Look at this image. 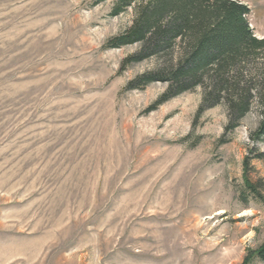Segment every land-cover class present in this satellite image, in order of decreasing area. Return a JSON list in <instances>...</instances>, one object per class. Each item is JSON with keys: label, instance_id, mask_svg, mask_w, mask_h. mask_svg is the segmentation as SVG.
Returning a JSON list of instances; mask_svg holds the SVG:
<instances>
[{"label": "rangeland", "instance_id": "rangeland-1", "mask_svg": "<svg viewBox=\"0 0 264 264\" xmlns=\"http://www.w3.org/2000/svg\"><path fill=\"white\" fill-rule=\"evenodd\" d=\"M240 1L263 38L264 0ZM116 2L0 0V264H242L264 242L257 103L234 129L201 86L151 110L167 84L131 83L160 60L110 46L134 18Z\"/></svg>", "mask_w": 264, "mask_h": 264}, {"label": "trees", "instance_id": "trees-1", "mask_svg": "<svg viewBox=\"0 0 264 264\" xmlns=\"http://www.w3.org/2000/svg\"><path fill=\"white\" fill-rule=\"evenodd\" d=\"M131 6L132 24L109 43L112 48L139 45L128 59L132 62L160 60L158 69L131 83L135 88L167 84L151 110L201 86V110L225 103L227 129H234L256 102L260 121L251 137L264 139V37H256L250 27L249 5L240 0H117L112 14ZM255 259L264 261V242L242 264Z\"/></svg>", "mask_w": 264, "mask_h": 264}, {"label": "bare ground", "instance_id": "bare-ground-1", "mask_svg": "<svg viewBox=\"0 0 264 264\" xmlns=\"http://www.w3.org/2000/svg\"><path fill=\"white\" fill-rule=\"evenodd\" d=\"M262 23V22H261Z\"/></svg>", "mask_w": 264, "mask_h": 264}]
</instances>
